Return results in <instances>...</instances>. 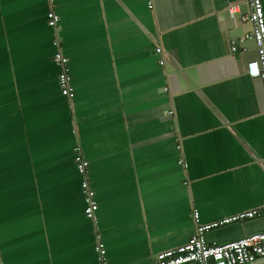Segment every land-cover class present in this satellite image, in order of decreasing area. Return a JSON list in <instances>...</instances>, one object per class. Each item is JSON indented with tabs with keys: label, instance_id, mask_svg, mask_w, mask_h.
<instances>
[{
	"label": "crops",
	"instance_id": "1",
	"mask_svg": "<svg viewBox=\"0 0 264 264\" xmlns=\"http://www.w3.org/2000/svg\"><path fill=\"white\" fill-rule=\"evenodd\" d=\"M49 8L70 99L56 85ZM247 11L243 0H0L2 264H96V232L107 264H151L192 234V209L208 222L264 203V95L242 66L256 52L250 39L230 50ZM262 228L264 215L205 237Z\"/></svg>",
	"mask_w": 264,
	"mask_h": 264
},
{
	"label": "built area",
	"instance_id": "2",
	"mask_svg": "<svg viewBox=\"0 0 264 264\" xmlns=\"http://www.w3.org/2000/svg\"><path fill=\"white\" fill-rule=\"evenodd\" d=\"M243 3L248 11L241 16V20L250 22L251 30L238 38V42L244 39H251L256 52L255 57L246 62L244 72L248 77L260 80L264 95V18L261 0H243ZM147 7H151L149 3ZM229 11L231 15L232 11L230 9ZM58 21L59 16L52 8H49L46 13V24L53 31L51 44L54 50L51 60L58 66L56 85L60 95L70 99L73 87L71 85L67 57L62 53L59 45ZM235 48L236 45L232 41L230 50L233 51ZM155 52L160 53L161 49L158 47ZM159 64H163V59L159 60ZM166 113L171 114V110H166ZM72 152L74 154L75 170L81 177L82 212L85 218L93 221L97 203L93 198L94 191L89 187L87 181L88 164L81 154L78 143L73 145ZM177 161L178 164L185 167V163L181 158ZM261 215H264V203L208 222H200L198 212L192 209L191 218L194 225L192 234L179 245L152 253L150 257L151 264H264V228L223 242L207 241L205 237L206 231L210 229ZM92 249L95 253L96 264H107L104 244L97 232L95 233ZM0 264H2L1 261Z\"/></svg>",
	"mask_w": 264,
	"mask_h": 264
},
{
	"label": "water",
	"instance_id": "3",
	"mask_svg": "<svg viewBox=\"0 0 264 264\" xmlns=\"http://www.w3.org/2000/svg\"><path fill=\"white\" fill-rule=\"evenodd\" d=\"M150 4V3H149ZM150 6H151V4H150ZM151 8V7H150ZM58 15V14H57ZM59 16V15H58ZM58 24H59V21H58ZM245 27H247V31H250L251 30V24H250V22H246L245 24ZM58 33H59V31H58ZM239 30L238 31H236V36H239ZM238 38V37H237ZM237 38H235V41H234V43L235 44H238V40H236ZM251 40V39H250ZM252 41V40H251ZM252 59V58H251ZM250 60V59H249ZM249 60H245V61H243L242 62V66L243 67H245V64H246V62L247 61H249ZM87 161V160H86ZM87 164H88V162H87ZM86 176H88V167H87V175ZM195 210V209H194ZM84 216V215H83ZM105 248V247H104ZM105 251H106V249H105ZM105 259H106V252H105ZM107 263V262H106Z\"/></svg>",
	"mask_w": 264,
	"mask_h": 264
}]
</instances>
